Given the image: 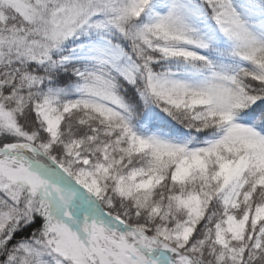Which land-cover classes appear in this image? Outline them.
I'll use <instances>...</instances> for the list:
<instances>
[{
	"label": "snow or ice",
	"instance_id": "1",
	"mask_svg": "<svg viewBox=\"0 0 264 264\" xmlns=\"http://www.w3.org/2000/svg\"><path fill=\"white\" fill-rule=\"evenodd\" d=\"M0 264H264V0H0Z\"/></svg>",
	"mask_w": 264,
	"mask_h": 264
}]
</instances>
